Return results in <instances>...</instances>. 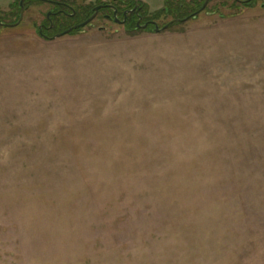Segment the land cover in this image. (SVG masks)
I'll use <instances>...</instances> for the list:
<instances>
[{"label": "rangeland", "instance_id": "rangeland-1", "mask_svg": "<svg viewBox=\"0 0 264 264\" xmlns=\"http://www.w3.org/2000/svg\"><path fill=\"white\" fill-rule=\"evenodd\" d=\"M261 3L46 40L30 0L2 25L0 264H264Z\"/></svg>", "mask_w": 264, "mask_h": 264}, {"label": "flooded vegetation", "instance_id": "flooded-vegetation-1", "mask_svg": "<svg viewBox=\"0 0 264 264\" xmlns=\"http://www.w3.org/2000/svg\"><path fill=\"white\" fill-rule=\"evenodd\" d=\"M29 1L19 0V16H16L14 21L9 24L19 21L22 11L25 10L24 5ZM34 1L44 2L51 6L45 22L40 24L37 30L38 35L46 40L60 37L59 34L66 35L65 32L75 26L80 27L73 29L72 32L82 31L84 27L94 26L95 21L101 23L99 28L102 31L106 30L110 24H114L123 27L126 31L159 32L170 28L173 24L197 19L202 13H222L224 9L230 12L244 8L250 9L260 1L262 2L261 6L264 7V0H217V2L216 0H159L152 3L153 6L147 0H95L88 6L72 4L68 0ZM159 2H162V5L158 4ZM77 8L87 11L85 18L77 23L67 22L66 19L71 20L78 15ZM168 17L172 19L162 24L161 21ZM1 23L8 24L0 19V27H2ZM84 23L87 24L82 26ZM58 27L67 29L56 30Z\"/></svg>", "mask_w": 264, "mask_h": 264}, {"label": "water", "instance_id": "water-1", "mask_svg": "<svg viewBox=\"0 0 264 264\" xmlns=\"http://www.w3.org/2000/svg\"><path fill=\"white\" fill-rule=\"evenodd\" d=\"M23 15H24V11H22L19 21L16 22L15 24H2V23H1V25H3V26H10V27L17 26V25H19V24L21 23V21H22V19H23ZM86 24H87V23H84V24H82V26H84V25H86ZM79 27H80V26H75V27H73V28H70V29L67 30L65 33H66V34H69V33L72 32L73 29H77V28H79ZM61 35H63V34H59L58 36H61Z\"/></svg>", "mask_w": 264, "mask_h": 264}, {"label": "trees", "instance_id": "trees-1", "mask_svg": "<svg viewBox=\"0 0 264 264\" xmlns=\"http://www.w3.org/2000/svg\"><path fill=\"white\" fill-rule=\"evenodd\" d=\"M17 9L19 10L16 14V16H19V13H20V9H19V6L17 7ZM56 29V28H55ZM64 29H67V28H62V27H58L56 30H64Z\"/></svg>", "mask_w": 264, "mask_h": 264}]
</instances>
